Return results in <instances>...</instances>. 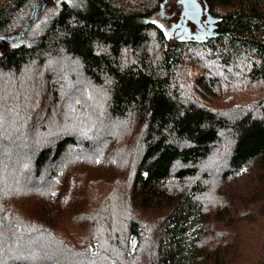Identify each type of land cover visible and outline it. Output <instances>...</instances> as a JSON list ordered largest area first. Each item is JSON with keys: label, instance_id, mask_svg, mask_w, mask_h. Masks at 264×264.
Wrapping results in <instances>:
<instances>
[{"label": "trees", "instance_id": "obj_1", "mask_svg": "<svg viewBox=\"0 0 264 264\" xmlns=\"http://www.w3.org/2000/svg\"><path fill=\"white\" fill-rule=\"evenodd\" d=\"M199 1L62 0L0 52V264H264V0Z\"/></svg>", "mask_w": 264, "mask_h": 264}, {"label": "rangeland", "instance_id": "obj_2", "mask_svg": "<svg viewBox=\"0 0 264 264\" xmlns=\"http://www.w3.org/2000/svg\"><path fill=\"white\" fill-rule=\"evenodd\" d=\"M61 1L27 0L7 23L0 26V52L14 43L38 42L44 28L60 7ZM68 1L79 3V0ZM161 9L162 14L159 13L157 18L165 29H169L171 24L178 21L180 14H182V5L179 0H165ZM189 24L192 27L194 26L192 22ZM245 178V174L240 175L239 184L237 185L238 189L243 188ZM248 191L250 192L251 190ZM50 207V205L47 206L49 213H55V210Z\"/></svg>", "mask_w": 264, "mask_h": 264}, {"label": "water", "instance_id": "obj_3", "mask_svg": "<svg viewBox=\"0 0 264 264\" xmlns=\"http://www.w3.org/2000/svg\"><path fill=\"white\" fill-rule=\"evenodd\" d=\"M182 5V15L186 18L199 20L203 13V4L199 0H179Z\"/></svg>", "mask_w": 264, "mask_h": 264}]
</instances>
